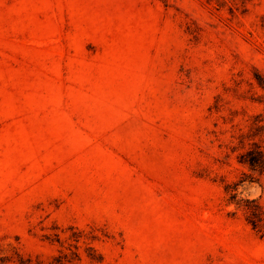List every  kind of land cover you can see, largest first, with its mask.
I'll return each mask as SVG.
<instances>
[{
    "label": "rangeland",
    "instance_id": "rangeland-1",
    "mask_svg": "<svg viewBox=\"0 0 264 264\" xmlns=\"http://www.w3.org/2000/svg\"><path fill=\"white\" fill-rule=\"evenodd\" d=\"M249 150L264 0H0V264H264Z\"/></svg>",
    "mask_w": 264,
    "mask_h": 264
},
{
    "label": "trees",
    "instance_id": "trees-1",
    "mask_svg": "<svg viewBox=\"0 0 264 264\" xmlns=\"http://www.w3.org/2000/svg\"><path fill=\"white\" fill-rule=\"evenodd\" d=\"M244 157V160L247 162L253 169L264 170V154L258 150H249ZM248 206V205H247ZM250 212L253 215L252 223L255 227H258L262 222H264V210L258 204H255L253 207L248 206Z\"/></svg>",
    "mask_w": 264,
    "mask_h": 264
}]
</instances>
